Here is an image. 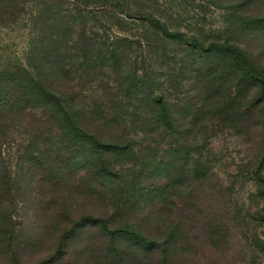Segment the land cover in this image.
Listing matches in <instances>:
<instances>
[{
  "label": "rangeland",
  "instance_id": "rangeland-1",
  "mask_svg": "<svg viewBox=\"0 0 264 264\" xmlns=\"http://www.w3.org/2000/svg\"><path fill=\"white\" fill-rule=\"evenodd\" d=\"M20 1L0 0V264L103 263L115 239L86 218L160 241L179 226L174 264H264V0H24V17ZM147 14L226 51L200 58L158 35L149 49ZM16 68L66 74L67 123L38 108ZM154 85L166 105L152 115ZM160 112L174 123L156 124ZM82 123L127 146L104 186L79 150Z\"/></svg>",
  "mask_w": 264,
  "mask_h": 264
},
{
  "label": "trees",
  "instance_id": "trees-1",
  "mask_svg": "<svg viewBox=\"0 0 264 264\" xmlns=\"http://www.w3.org/2000/svg\"><path fill=\"white\" fill-rule=\"evenodd\" d=\"M43 1L45 0H38L40 4H43ZM48 1L51 2L50 4L56 5L58 7L61 6V4L65 5L66 1H68V3L69 1H73L74 4H77L82 8L87 7L88 3H90V0H48ZM120 1L121 0H119V2ZM113 2H117V1H113ZM116 6H118V4ZM17 11H19L20 17H24V14L27 11V2L21 0L18 5ZM66 12H69V10L67 9ZM138 19H142V18L139 16ZM143 20H145L148 26L146 28H143L145 32L143 34L144 37L141 38L143 40L142 42L149 49H153V46L155 45L154 43L156 42L147 40L148 35H158L157 40L160 42L157 43H162L164 44V46L169 43L178 44L183 48H186V51H190V52L196 51L201 55L199 56L200 58L209 56L210 53L214 50L222 51V53H225L226 51L224 49L226 47L225 43H220V44L212 43L210 45H207L197 35L189 36L186 33L171 31L167 24L163 23L153 14L150 15L147 14V16L145 17L143 16ZM96 35L97 34H93V37L97 39ZM145 37L146 39H144ZM80 41L81 39L79 40L77 38V42L75 41L73 43L74 45L78 46L81 43ZM123 41L129 43L128 40L122 39L121 42L112 43L108 47V49L111 50L106 51V53L111 55L112 59H114L117 56L118 50L120 48H123L121 46ZM17 71L18 72L22 71L24 73V75L22 76V81L32 86L38 92L39 102H36L38 108L40 107L42 110L47 111L59 124L63 125L64 122L67 123L66 120L68 118V113H67V108L64 105V95L67 94L68 90L66 86L63 85L62 82L66 74L61 73L60 77H55L53 75L51 77L48 76V79L46 80L47 76H45V74H42L40 70H36L34 68H33V73L25 68L17 69L15 72ZM154 86H152L151 92L149 94L150 96H148V100L144 105V107L147 108L150 113L152 112L151 113L152 115L158 114V111L163 110L162 108L166 105L162 97L159 96L160 94L159 87H157V85ZM3 92L4 91L0 89V127L2 121L6 119L5 115H3L4 113L3 111L6 108L5 105L6 99L5 96L3 95ZM206 95L209 96L208 92L205 94V96ZM6 97H8V99L10 98L7 95ZM144 107L142 108V110H144ZM160 116L163 117L162 112H160V115H158L156 124L159 123L164 124L161 121L165 122L164 125L170 124V122L174 123V121H172V118L169 116V112L167 117L166 118L163 117L164 119L162 120L160 119ZM112 123L113 121L109 122L110 125H112ZM80 131L82 132L81 137L78 136L77 138L76 136L72 135L67 140H64V142L71 143L72 146L76 148L78 147L76 138L79 140L85 138L84 141L86 142V144L84 146H80L79 150L83 151L82 156L86 155L87 151H89L88 152L89 156L86 155L87 158L86 161L88 162L87 166L89 167V169H94L95 172L94 175H96L98 179L101 181L100 182L101 186H104L105 183L108 184L109 180L118 178L117 174H113L112 171H109V167H111L109 166L110 163L109 156L110 154L113 153L112 150L127 151L126 150L127 146L124 147L125 144L119 145L117 143L116 145L107 144L105 141L102 140L103 137L101 136L102 132L98 134V132L97 133L94 132L92 129L89 128V126L87 127L83 123L80 126ZM107 145L110 147L112 146L115 147L109 150V148H106ZM158 192L160 195L164 193V191L161 189ZM84 221L89 222V223H85L84 228H87L88 226L98 228L104 234H108L110 238L115 239L114 240L115 242L111 244L110 250L103 249V251L105 252L104 262L103 263L100 262L101 260L100 257V259H98L99 264H145V261L144 260L142 261V259H140V254H139L141 253L140 251H142L145 254L144 255L145 258H147L148 256H152L154 258V256L157 255L158 261L154 262V264H174L175 261L174 251H176L178 246L181 245V243L183 244L185 241V239L182 238L184 233L182 234V231L179 229V226L174 227V230L171 231L172 232L171 236H167L164 240L162 239L163 241L162 240L160 241L159 239H152L145 237V235L142 234L140 230L131 227H130L131 230L118 229V228L113 230L109 227L110 222L107 220H102V219L90 220L86 218L83 219L81 222ZM178 238H180V241H178ZM121 239L125 242L132 243L131 247L133 248L131 253L122 249L123 246H121L119 243V240Z\"/></svg>",
  "mask_w": 264,
  "mask_h": 264
}]
</instances>
